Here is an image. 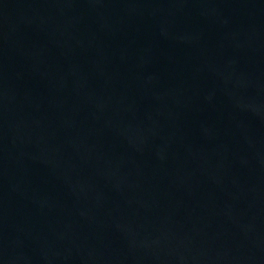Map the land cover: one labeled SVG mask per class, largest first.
<instances>
[{
  "label": "water",
  "instance_id": "obj_1",
  "mask_svg": "<svg viewBox=\"0 0 264 264\" xmlns=\"http://www.w3.org/2000/svg\"><path fill=\"white\" fill-rule=\"evenodd\" d=\"M0 264H264V0H0Z\"/></svg>",
  "mask_w": 264,
  "mask_h": 264
}]
</instances>
